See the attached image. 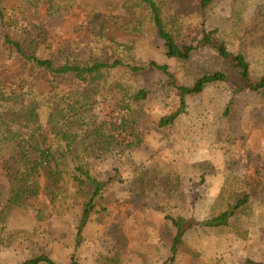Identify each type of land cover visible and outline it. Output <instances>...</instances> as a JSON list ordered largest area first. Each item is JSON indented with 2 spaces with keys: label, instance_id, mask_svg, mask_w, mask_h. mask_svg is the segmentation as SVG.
I'll use <instances>...</instances> for the list:
<instances>
[{
  "label": "trees",
  "instance_id": "trees-1",
  "mask_svg": "<svg viewBox=\"0 0 264 264\" xmlns=\"http://www.w3.org/2000/svg\"><path fill=\"white\" fill-rule=\"evenodd\" d=\"M118 1L127 17L91 10L84 21L96 53L85 61L66 60L59 64L39 56L43 30L21 21L0 0V70L17 74L13 82L0 76V160L6 151H11L5 162V177L13 196L46 195L60 215L81 207L78 246L93 222L106 224L111 203L107 189L121 179L105 178L99 166L112 159H130L144 144L141 124L148 118L154 98H164V104H168L167 96L173 95L176 100L175 110L158 124L166 131L174 130L188 114L189 99L209 92L218 96H212L204 105L205 114L214 115L213 125L234 118L248 94H253L255 106L264 118V75L256 79L248 57L231 52L220 41L225 28L246 35L248 7L252 3L258 5L264 18V0H232L228 16L220 13L221 0H195L179 7L170 0ZM46 5L51 16L65 9L59 0H50ZM147 18L166 42L169 57L183 68H189L195 53L210 49L225 69L204 75L187 86L179 83L168 66L127 64L118 36L141 35L148 27ZM188 37L192 41H187ZM152 72L163 74L164 83L139 85L145 84L143 78ZM24 78H30V83L25 84ZM37 78L46 80L49 88L40 109L30 115L28 102ZM102 90L120 96L119 108L106 118L101 117L95 102ZM68 163L72 170L64 168ZM213 176V172L196 165L184 172L170 165L164 170L137 171L124 182L136 200L149 199L156 204L169 228L165 237L168 245L163 246L166 253L161 247H147L140 251L143 264H183L184 260L194 264L205 254L196 248L199 240L228 235L236 231L233 226L237 218L253 216L250 195L236 201L231 197L248 182L229 172L219 179L216 194L208 195ZM74 184H80L82 189L73 192ZM13 211L11 202L4 201L0 193V226H6ZM22 264L57 263L41 255ZM71 264L81 263L73 257Z\"/></svg>",
  "mask_w": 264,
  "mask_h": 264
},
{
  "label": "rangeland",
  "instance_id": "rangeland-1",
  "mask_svg": "<svg viewBox=\"0 0 264 264\" xmlns=\"http://www.w3.org/2000/svg\"><path fill=\"white\" fill-rule=\"evenodd\" d=\"M30 1L33 0H2V3L21 21L43 30L39 56L44 60H56L59 64L66 60L85 61L96 53L91 33L84 27L91 10L107 16L127 17L118 0H59L65 9L53 16L46 5L50 0ZM170 1L179 7L195 0ZM231 2L221 0L222 15L230 14ZM246 20V35L237 29L225 28L220 41L231 52L247 56L253 76L260 79L264 75V18L258 11V5L250 4ZM147 22L148 27L141 35L123 33L118 36L127 64L168 66L179 83L187 86L204 75L225 69L219 56L210 49L195 53L189 68H183L169 57L166 42L159 37L154 23L149 22V18ZM197 34H200V27ZM191 39L188 37L186 40ZM0 76L7 82L17 78V74L2 70ZM30 80L24 78L23 82L29 84ZM164 80L163 74L152 72L143 78L145 84L139 85L152 87L163 84ZM33 84V96L28 102L30 115L40 109L49 88L43 78H37ZM212 96L213 99L218 97L209 92L189 99L188 114L172 131L162 130L158 124L175 110L174 96H167L168 104H164V98L153 99L149 116L141 124L144 144L132 153L130 159H112L99 166L105 178L120 176L121 179L107 189L111 203L106 224L93 222L84 232L80 246L77 245L76 234L81 207L60 215L46 195L37 198L13 196L5 177V162L11 155L10 150L6 151L0 160V193L4 201L11 202L14 211L6 226H0V264H22L41 255L49 256L57 264H71L73 257L81 264H143L140 251L153 246L161 247L165 254L163 246L168 245L165 237L167 239L169 230L165 215L156 209L152 200H136L124 182L137 171L164 170L170 165H176L183 172L195 165L213 172L208 195L216 194L219 179L229 172L248 182L247 186L235 190L231 197L236 201L250 195L253 216L237 218L233 226L236 231L228 235L217 239L207 236L199 240L196 248L204 250L205 254L194 264H217L219 261L223 264L264 263V172L261 167L264 160V118L255 106L253 94H248L234 118L213 125L214 115H206L204 110ZM95 102L101 117L106 118L119 108L120 96L102 90L95 96ZM64 168L72 170V165L65 164ZM81 189L80 184L72 186L73 192ZM154 260L157 261L158 257L154 256ZM183 264L193 263L184 260Z\"/></svg>",
  "mask_w": 264,
  "mask_h": 264
}]
</instances>
